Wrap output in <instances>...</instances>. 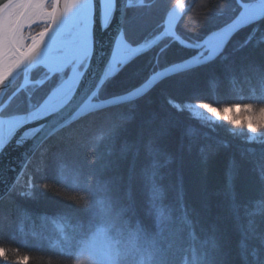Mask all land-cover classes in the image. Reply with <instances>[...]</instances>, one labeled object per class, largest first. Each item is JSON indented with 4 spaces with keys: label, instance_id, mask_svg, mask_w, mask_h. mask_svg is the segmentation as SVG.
I'll return each mask as SVG.
<instances>
[{
    "label": "trees",
    "instance_id": "1",
    "mask_svg": "<svg viewBox=\"0 0 264 264\" xmlns=\"http://www.w3.org/2000/svg\"><path fill=\"white\" fill-rule=\"evenodd\" d=\"M146 2L154 7L135 21L132 36L139 43L133 46L153 39L162 31L165 16L176 0ZM221 2H188L175 26L176 35L187 43L195 42L228 23L230 13L219 14ZM137 11L129 10V17ZM253 29V39L241 48L253 35ZM193 54V49L166 38L140 54L127 73L106 82L94 100L122 94L124 88L143 80L154 66L160 70ZM223 57L222 61L218 58L198 67L187 77L165 80L149 96L96 110L53 134L25 170L26 178L32 180L31 188L21 183L17 191L0 201V212L8 217L3 238L9 240L13 227L22 224L24 233L10 242L26 241L32 264H72L69 252L53 246L49 240L55 241L61 228L69 232L77 223L87 228L90 213L65 197L82 194L76 189L85 183L95 186L112 181L113 195L128 208L124 219L162 248L171 249L174 264L203 252L207 247L205 241L213 239L210 229L214 224L223 233L230 264H244L240 247L244 237L239 225L247 226L249 219L254 221L256 234L246 241L249 248H259V238L264 235V182L256 167L264 162V138L255 143L233 138L227 130L241 131V128L221 121L213 130L166 103L169 98L177 103L189 100L196 103L193 93L199 92L205 102L219 106L252 103L258 113L259 107L264 106V84L258 76L246 75L244 68L264 65V20L239 31L225 47ZM225 64L233 65L234 71L226 72ZM68 72L57 74L54 82L49 78L42 84L34 83L20 90L6 105L9 115L24 114L20 104L24 98L41 103ZM41 73L44 75L39 76ZM45 74L42 67H37L30 73V79H44ZM126 75L129 76L126 78ZM21 78L6 91L4 101L20 86ZM249 114L239 112L241 116ZM189 128L193 130L192 135L186 134ZM219 140L227 141L228 147H218ZM125 146L129 150L122 152ZM65 149L69 150L68 160L54 167ZM202 149H207L206 155ZM232 162L237 166L232 189L238 206L236 211L232 209L231 195L226 192V173ZM43 183L51 185L52 191L42 192L39 186ZM28 191L34 195H23ZM205 203L207 209L203 207ZM185 212L191 223L183 219Z\"/></svg>",
    "mask_w": 264,
    "mask_h": 264
},
{
    "label": "snow or ice",
    "instance_id": "2",
    "mask_svg": "<svg viewBox=\"0 0 264 264\" xmlns=\"http://www.w3.org/2000/svg\"><path fill=\"white\" fill-rule=\"evenodd\" d=\"M183 2L184 0H176L177 5ZM233 4L236 6L233 7ZM153 7L154 5L147 3L146 0H0V156L7 152L13 142L20 147L44 132L48 127L49 118L57 117L73 99L76 86L85 72L92 71L94 78L88 89L91 95L80 109L81 112L101 108L105 104L130 103L137 98L149 96L165 80L184 78L191 75L198 67L210 64L218 58L222 61L224 49L236 32L264 20V0H222L219 5V14L230 13V22L225 27L195 42L185 43L182 39L179 40L182 45L194 50L191 58L172 63L171 66L164 67L162 70H156L154 66L143 80L124 88L122 94H114L106 102L93 104L92 99L106 87V82H111L120 73H127L135 59L161 39L160 36L155 40L146 39L143 44L133 47L134 44L139 43L132 36L136 27L135 21L146 15ZM132 9L138 11L134 16L129 17V10ZM177 21L176 14L169 12L162 33L163 37L178 39L173 34ZM113 23L116 24L114 31L111 29ZM109 31L111 36L107 42V50L101 53L106 67L98 64L96 69H92L90 61L97 48H105L96 34ZM254 35L255 29H253V35H250L240 47L247 45ZM97 59L99 60L100 57ZM38 66L47 69L45 76L53 82L57 74H66V70L70 69L71 75L66 80H61L43 103H33L29 100L24 114L9 115L3 100V97L8 94L4 90L21 71L24 73L27 84L29 70ZM224 69L226 72H232L234 66L225 64ZM244 72L246 75L251 73L258 76L261 84H264V65H249L244 68ZM128 76L126 75V78ZM193 95L196 103L191 100L186 103H177L174 98L167 99L166 103L170 108L179 113H187L190 119L199 121L213 130L220 125L221 121H227L241 128V131L227 130L233 138H242L249 143H255L264 138V106L259 107L257 113L252 103H231L219 106L217 103L202 100L199 92H194ZM14 96L15 93H13ZM257 103L261 101L257 100ZM237 109L240 113L250 114L238 115ZM38 121H45V123L38 124L35 128L25 127ZM21 129L24 131L20 132ZM18 132H20L19 135H17ZM186 134L192 135L193 130L187 129ZM217 146L227 148L228 142L219 140ZM128 150L129 146H125L122 152ZM201 151L206 155L207 149ZM25 167L27 168L28 165ZM236 167L235 162H232L226 173V192L232 197L233 211L238 208L235 204V193L232 191ZM256 167L259 169L261 181L264 182V162L258 163ZM26 177H28L27 171H21L16 177V182L9 189V194L17 191L21 183L26 188H31L32 180ZM180 185L182 201V178ZM39 187L42 192L52 191V186L48 183H43ZM76 191L82 194L65 198L90 213L87 228L79 223L69 232L61 228L60 235L55 241L50 239L49 243L59 246L62 251L69 252L73 264H92L101 257L114 261L119 253L107 245L109 231L123 219L128 208L122 206L119 198L113 195L112 181H104L95 186L92 183H85L78 186ZM98 193L103 195L98 196ZM23 195L29 196L34 193L28 191ZM4 199L5 197L0 196V201ZM203 207L207 209V203ZM248 215L250 216L251 213ZM7 219L8 217L0 212V264H32L27 242L21 241L18 244L10 242L18 239V234L24 233L22 224L18 228L13 227L9 240L3 238V232L8 227ZM183 219L191 223L187 220V212L184 213ZM236 219H240L238 212ZM239 228L244 237V242L240 245L244 264H264V235L259 238V248H249L246 241L256 234L254 221L249 219L247 226L240 224ZM210 230L213 232V239L205 241L207 247L203 252L194 253L191 257L182 260L181 264H230L229 253L223 242V233L215 224ZM145 252L149 259H159L160 264H174L171 249L162 248L155 240L146 247ZM249 257L252 259L249 260Z\"/></svg>",
    "mask_w": 264,
    "mask_h": 264
},
{
    "label": "water",
    "instance_id": "3",
    "mask_svg": "<svg viewBox=\"0 0 264 264\" xmlns=\"http://www.w3.org/2000/svg\"><path fill=\"white\" fill-rule=\"evenodd\" d=\"M190 1L191 0H184L183 4L177 5L175 3L172 6V8L167 12V14L165 16V19H164V22H163V29H162V31L160 33H158L151 40H155L158 36H160L161 39H159L156 42V44H154L151 48L146 49L145 52L146 51H149L150 49H152L155 46H157L164 39L169 38V37H163L162 36V33H163V30H164V26H165V22H166L168 13L169 12H174L176 14V16L178 17V20H179L180 17H181V15H182V13H183V9H184L185 5L188 2H190ZM118 22L119 21H117V23ZM226 24L223 25L222 27L214 30V31H218L219 29L225 27ZM175 26L173 28V34H174V37H176L178 39H173V37H170V38L172 40H174V41L179 42V40H181V38L176 35V33H175ZM115 27H116V24L113 23L111 25V29L114 31L115 30ZM242 29H244V28H242ZM242 29H240L239 31H241ZM238 32H236L231 37V39ZM209 34H207V35H209ZM96 35H97V39H99L100 42L105 45V48L104 49H101L99 47L97 48V50H96V52H95V54L93 56V59L90 61V64H91V68L92 69H96L98 64L106 67V63H104V60H103V57L101 56V53L102 52H105L107 50L106 46H107L108 39L111 36V31H109V32H98ZM185 43H187V42H185ZM182 46H184V45H182ZM133 47H137V46H133ZM97 57H100V59L98 60ZM189 58H191V57H189ZM180 62H183V60L180 61ZM177 63H179V62H177ZM169 66H171V65H169ZM169 66H167V67H169ZM40 67L44 68L43 66H40ZM33 69H30L29 70L28 75H30V73L32 72ZM44 69L47 71L46 68H44ZM162 69H160V70H162ZM21 73H23V71H21L17 75V77ZM69 75H71V71L69 72L68 76ZM68 76H67V78H68ZM17 77L15 79H13L9 83L8 88L4 90L5 92L12 86V84L15 82V80L17 79ZM93 78H94V74H93L92 71L85 72V75L81 78L80 83L76 86V90L73 93V99L67 104V106L62 110V112L57 117H55L54 119L51 118V117L49 118V120L47 122L48 127L45 129L44 132L40 133L37 137L28 140L25 143V145L20 146V147H17L15 145V142H13L12 146L7 150V152L3 156H0V196L5 197V196H7L9 194V189L16 182V177L21 173V171H25L26 170V167L25 166L30 163V161L33 159V157L35 156V154L39 150V148L46 142V140H48L51 136H53V134H55L59 130H61V129L67 127V126H69L71 123L79 120L80 118L84 117L85 115H87V114H89L91 112H94L96 110L103 109V108H106V107H109V106H114V105H111V104H105V106L104 107H101V108H96V109H93V110H86V111H83V112L80 111V109L83 107V104L87 101L88 96L91 95V92H89L88 89L91 86V83H92ZM48 79L49 78L43 79L42 81H40L39 84L45 82ZM28 83H31V82L30 81L29 82L27 81V84ZM27 84L24 81L13 93H15V95H16V93H18ZM93 91H95V89H93ZM13 93L11 94V96H9L4 101V104L5 105H7L9 103L8 101H9V98L10 97L13 98ZM85 93H87V95H85ZM98 93H97V95H98ZM47 97L44 100H46ZM111 98L112 97H110L108 99H105V100H98V101H95L94 98H93L92 99V103L93 104H101L102 102H106V101L110 100ZM137 99H139V98H137ZM43 101L41 103H43ZM57 102H59V101H57ZM44 123H45V121H38L35 124H29V125H26L25 127L26 128H35L38 124H44ZM23 131H24V129H21L20 130V132H23ZM20 132H18L17 135H19Z\"/></svg>",
    "mask_w": 264,
    "mask_h": 264
},
{
    "label": "clouds",
    "instance_id": "4",
    "mask_svg": "<svg viewBox=\"0 0 264 264\" xmlns=\"http://www.w3.org/2000/svg\"><path fill=\"white\" fill-rule=\"evenodd\" d=\"M151 242H154L152 237L138 227L130 226L123 217L109 231L107 241V245L119 253L118 258L109 261L101 257L92 264H160L159 259H149L145 252Z\"/></svg>",
    "mask_w": 264,
    "mask_h": 264
},
{
    "label": "rangeland",
    "instance_id": "5",
    "mask_svg": "<svg viewBox=\"0 0 264 264\" xmlns=\"http://www.w3.org/2000/svg\"><path fill=\"white\" fill-rule=\"evenodd\" d=\"M39 67V66H38ZM37 68V67H36ZM35 69V68H34ZM33 69V70H34ZM44 69V68H43ZM45 70V69H44ZM46 71V70H45ZM69 72H70V69L68 70ZM47 72V71H46ZM69 72H68V74H69ZM68 74H67V76H68ZM44 74L43 73H41L39 76H43ZM29 76V80H28V82L30 81L31 83H28L27 85H25V87H27V86H29V85H31V84H34V83H37V84H39L40 83V81H42L43 79H38V80H35V81H32L31 79H30V75H28ZM67 76L65 77V78H62V80H65L66 78H67ZM19 77H22L21 78V84L25 81V79H24V73H21L18 77H17V79H19ZM46 78V77H45ZM44 78V79H45ZM16 79V80H17ZM15 80V81H16ZM61 82V81H60ZM44 83V82H43ZM14 84V83H13ZM12 84V85H13ZM20 84V85H21ZM42 84V83H41ZM60 84V83H59ZM24 87V88H25ZM11 88V87H10ZM9 88V89H10ZM51 93V92H50ZM49 93V94H50ZM48 94V95H49ZM24 98V97H23ZM20 104H22V109H25V107L27 106V104H28V101L24 98L23 99V101L22 102H20ZM20 104H18V105H20ZM237 113H238V115H239V112L237 111ZM19 115H21V114H19ZM238 128V127H237ZM69 150H64V151H61V155L57 158L58 160H57V162L55 163V165H53L54 167H56V166H58L61 162H63L64 163V160L66 159V160H68V158H69V155H68V152ZM37 153V152H36ZM36 155V154H35ZM29 165V164H28ZM53 167V168H54ZM99 242H103V241H99ZM72 264H73V262H72Z\"/></svg>",
    "mask_w": 264,
    "mask_h": 264
}]
</instances>
